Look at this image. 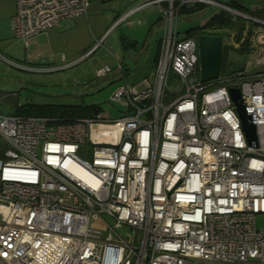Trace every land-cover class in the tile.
<instances>
[{"label": "built area", "instance_id": "2783aa9c", "mask_svg": "<svg viewBox=\"0 0 264 264\" xmlns=\"http://www.w3.org/2000/svg\"><path fill=\"white\" fill-rule=\"evenodd\" d=\"M161 2L151 74L129 82L118 60L95 71H118L122 82L110 101L123 108L119 117L102 109L73 121L0 114L4 264H264V227L256 222L264 213V20L246 17L259 25L253 69L202 81L197 43L178 36L174 3L222 7L218 1L146 0L112 25ZM89 3L17 0L14 36L27 47L37 33L85 14ZM171 72L177 91L167 85ZM230 87L255 126V146Z\"/></svg>", "mask_w": 264, "mask_h": 264}, {"label": "rangeland", "instance_id": "374dc122", "mask_svg": "<svg viewBox=\"0 0 264 264\" xmlns=\"http://www.w3.org/2000/svg\"><path fill=\"white\" fill-rule=\"evenodd\" d=\"M113 1L116 0H105L104 3ZM239 1L246 2L247 0ZM125 4L121 6L119 12L123 11ZM151 7L150 5L142 7L117 24H111L106 32L96 40L97 46L94 48L96 50H93L94 52L90 56L86 55L73 65L58 69L46 67L41 69L42 66L29 68L25 65L23 54L15 58L13 54L0 51V114H16L20 105L32 102H68L99 104L107 116L119 117L123 108L110 101L111 94L122 82L121 80L115 81V78L111 77V75L114 77L115 73L118 75V71L112 69V73H109L110 76L97 77L94 69L104 62L114 61V57L119 56L124 61L127 72L129 67L127 77L129 82H137L143 78L144 74H151L158 42L163 33V23L159 19L161 11H158V8L151 9ZM217 7L220 6L207 4L203 13L190 15L179 13L177 17L178 36L180 38L188 36L197 43L200 32H188V30L203 23L207 17L206 13L216 11ZM123 36L137 41L136 51L123 54L121 50V37ZM238 46L239 43L234 41L233 34L224 35L222 39L224 64L220 74H227L238 69H253L250 63L252 56L250 53L238 52L235 49ZM114 63L111 64L114 65ZM197 75L200 79L199 74ZM167 85L172 91L179 89V78L173 72L169 74ZM168 95L170 93H167L166 96L168 97ZM256 222L259 227H264V213L256 215ZM91 225L103 231L106 229L103 222L99 220L92 219Z\"/></svg>", "mask_w": 264, "mask_h": 264}, {"label": "crops", "instance_id": "0c3cea01", "mask_svg": "<svg viewBox=\"0 0 264 264\" xmlns=\"http://www.w3.org/2000/svg\"><path fill=\"white\" fill-rule=\"evenodd\" d=\"M104 1L90 0L85 14L66 18L60 21L59 24L37 33L32 37L30 44L25 47L23 41L16 38L13 33L12 18L16 10L17 0H0V51L13 54L15 58L23 54L26 62L25 65L29 68L42 66L41 69L45 67L58 69L76 64L95 47L97 44L96 40L106 32L111 24L146 0H116L111 3H104ZM123 4H125L123 11L119 12ZM149 5L152 6L151 9L158 8V11H161L160 7L165 6L166 2H161L160 6L158 4ZM137 46L138 43L129 51H124L122 47L121 50L123 54H129L136 51ZM94 51L89 53L88 56ZM116 60L122 62L123 65L125 64L119 56L114 57V61ZM114 61L104 62L102 65H112L111 63H114ZM128 74L129 67L126 74L127 77ZM110 75L108 73L106 76ZM149 75L144 74L142 77L144 78ZM111 77L115 78V81L119 80V76L116 73L114 77L113 75Z\"/></svg>", "mask_w": 264, "mask_h": 264}, {"label": "trees", "instance_id": "16d2710c", "mask_svg": "<svg viewBox=\"0 0 264 264\" xmlns=\"http://www.w3.org/2000/svg\"><path fill=\"white\" fill-rule=\"evenodd\" d=\"M225 4L226 6L237 10L248 16H252L264 20V0H247L241 2L239 0H215ZM178 6V14L190 15L193 13H203L207 4L197 2L193 4H182L179 6L178 2L174 3ZM206 20L197 24L188 32H200L209 35H234V41L239 43L235 48L240 53H250L253 34L257 26L256 22L245 19L242 16L233 14L222 7H217V10L211 13H206ZM160 41L158 42V50L154 57V63L157 60L159 53ZM137 43L134 40L121 37V47L124 51H129ZM223 50L221 58V69L223 67ZM123 64V63H122ZM220 69V71H221ZM221 72H219L220 74ZM127 74V71H126ZM102 108L99 104H82V103H28L20 105L15 115L21 116H48L55 117L61 121H73L76 118L90 117L100 111Z\"/></svg>", "mask_w": 264, "mask_h": 264}, {"label": "water", "instance_id": "95a60500", "mask_svg": "<svg viewBox=\"0 0 264 264\" xmlns=\"http://www.w3.org/2000/svg\"><path fill=\"white\" fill-rule=\"evenodd\" d=\"M223 8L230 9L232 13H235L244 18L248 17L237 10H234L225 4L219 2ZM198 46V62H199V72L200 79L202 81H207L214 79L218 76L221 69V58H222V36L221 35H209L202 33L198 36L197 41ZM91 51L87 53H91ZM229 93L236 106V111L241 120L242 129L246 140L249 145H256V134L255 126L250 122V115L246 113L244 105L241 100L240 91L236 87H230ZM0 264L4 262L0 259Z\"/></svg>", "mask_w": 264, "mask_h": 264}, {"label": "bare ground", "instance_id": "6f19581e", "mask_svg": "<svg viewBox=\"0 0 264 264\" xmlns=\"http://www.w3.org/2000/svg\"><path fill=\"white\" fill-rule=\"evenodd\" d=\"M224 9V8H223ZM228 11V10H227Z\"/></svg>", "mask_w": 264, "mask_h": 264}, {"label": "flooded vegetation", "instance_id": "af4514ba", "mask_svg": "<svg viewBox=\"0 0 264 264\" xmlns=\"http://www.w3.org/2000/svg\"><path fill=\"white\" fill-rule=\"evenodd\" d=\"M201 34V33H200Z\"/></svg>", "mask_w": 264, "mask_h": 264}]
</instances>
